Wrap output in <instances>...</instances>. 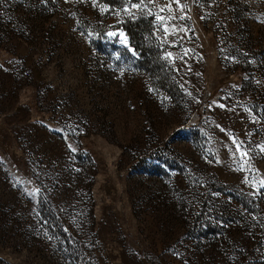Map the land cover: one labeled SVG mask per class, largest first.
<instances>
[{
  "label": "rangeland",
  "instance_id": "374dc122",
  "mask_svg": "<svg viewBox=\"0 0 264 264\" xmlns=\"http://www.w3.org/2000/svg\"><path fill=\"white\" fill-rule=\"evenodd\" d=\"M137 2L0 0V264H264V0Z\"/></svg>",
  "mask_w": 264,
  "mask_h": 264
},
{
  "label": "trees",
  "instance_id": "16d2710c",
  "mask_svg": "<svg viewBox=\"0 0 264 264\" xmlns=\"http://www.w3.org/2000/svg\"><path fill=\"white\" fill-rule=\"evenodd\" d=\"M123 27L130 36V43L141 57L146 58L145 63L149 66L152 62V57L149 50L146 49V33L148 32L146 20L137 19V21H129L124 23Z\"/></svg>",
  "mask_w": 264,
  "mask_h": 264
},
{
  "label": "snow or ice",
  "instance_id": "6c2138e0",
  "mask_svg": "<svg viewBox=\"0 0 264 264\" xmlns=\"http://www.w3.org/2000/svg\"><path fill=\"white\" fill-rule=\"evenodd\" d=\"M151 2H153V0H149V3H151ZM143 4H144V0H138L137 3L132 4L131 6L134 7V8H140L141 5H143ZM173 4H176V5L178 6V9H179L180 11H183V7H184V6L180 4V0H169L168 4H167L165 7L168 8L169 10H171ZM164 10H165L164 8H161V11H162V12H163ZM179 18H180V19H183L184 17H183V16H180ZM156 19H157L158 21H164V20H165V17L157 16ZM168 19H176V17H175V16H171V17H168ZM164 30H165V32H168V31H169V29L167 28V26H165V29H164ZM176 30H177L176 27L173 26L172 31L174 32V31H176ZM179 30H180V31H184L183 28H180ZM171 55H172L171 53H168V56H169V57H170ZM233 143H234L235 146H236V151H240V149H241V144H240V143H237V142L235 141V139L233 140ZM261 150L264 151V149H261ZM241 155H242V156H247V152H246V151H245V152H242ZM245 162H247V161H245ZM260 183H261L262 186H264V181H261Z\"/></svg>",
  "mask_w": 264,
  "mask_h": 264
},
{
  "label": "built area",
  "instance_id": "2783aa9c",
  "mask_svg": "<svg viewBox=\"0 0 264 264\" xmlns=\"http://www.w3.org/2000/svg\"><path fill=\"white\" fill-rule=\"evenodd\" d=\"M176 64L178 63V61L175 62Z\"/></svg>",
  "mask_w": 264,
  "mask_h": 264
}]
</instances>
